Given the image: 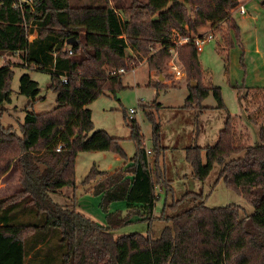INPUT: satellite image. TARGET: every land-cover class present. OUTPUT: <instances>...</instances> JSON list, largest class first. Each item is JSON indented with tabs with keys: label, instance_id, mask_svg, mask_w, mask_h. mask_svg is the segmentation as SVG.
<instances>
[{
	"label": "trees",
	"instance_id": "trees-1",
	"mask_svg": "<svg viewBox=\"0 0 264 264\" xmlns=\"http://www.w3.org/2000/svg\"><path fill=\"white\" fill-rule=\"evenodd\" d=\"M104 1L76 6L70 0H30L20 6L19 0H0V56L20 54L25 67L50 73V88L57 94V106L51 111L29 110L40 86L25 73L20 93L31 101L19 132L0 121V174L17 162L21 185L0 198V264H264V113L260 109L261 120L247 109L245 116L249 125L258 126L256 143L239 139L235 118L228 113L216 144L188 149L195 177L206 180L219 164L217 182L224 179L243 195L254 207L251 214L237 204L209 207L203 194L187 192L172 207L188 199L193 206L167 216L164 220L170 224L159 234L150 225L146 234L117 236L116 229L134 221L129 216L151 223L156 205L152 168L140 125L131 114L136 152L130 164L113 172L93 166L84 179L85 184L94 182L91 189L103 196L106 211L112 202L123 200L129 214L108 213L107 225H101L79 212L75 203L53 198L76 186L79 151L113 150L127 157L115 137L94 129L89 108L102 94L123 88L121 75L110 72L132 67L135 59L129 61L127 50L138 52L139 59L147 57L150 70L161 71L175 48L173 30L181 36H198L207 25L219 28L228 23L236 32L240 28L232 14L240 0ZM151 41L160 44L152 54ZM227 41L233 44L229 36ZM177 48L190 78L200 80L190 88L185 107L196 103L201 109V101L212 90L218 107L227 110L221 88L202 82L205 72L194 44ZM13 75L12 64L0 66V112L12 102ZM153 149L158 166L162 149L158 124Z\"/></svg>",
	"mask_w": 264,
	"mask_h": 264
},
{
	"label": "rangeland",
	"instance_id": "rangeland-1",
	"mask_svg": "<svg viewBox=\"0 0 264 264\" xmlns=\"http://www.w3.org/2000/svg\"><path fill=\"white\" fill-rule=\"evenodd\" d=\"M70 1L76 6L105 4L104 0ZM246 3L247 0L242 3L240 1L242 5ZM245 8V14L232 13L240 26L239 32L230 29L228 23H221L219 28L207 25L201 29L203 33L210 31L214 34V40L206 43L199 52L205 72L202 82L207 87L221 88L227 110L218 107L212 90L201 101V109L196 103L193 107H185L191 94L190 88H196L200 80L190 78L181 59L180 64L184 66L186 74L185 78L179 79L170 68L172 55L163 69L158 71L149 69L147 57L139 59L138 52L127 50V56H134H128L129 61H135H132L131 68L118 73L122 77L123 88L116 94H102L89 104L94 129H104L115 137L127 157L123 158L113 150L79 151L75 162L76 186L55 194V201L75 203L79 212L101 225H107L108 213L120 212L123 216L129 214L123 200L112 202L106 211L103 207V196L91 189L94 182L85 184L84 179L93 166L100 170L115 171L130 164L136 152V144L129 117L130 110L135 109L133 118L140 125L139 131L152 168L156 195L155 213L150 220L152 224L146 220H138V216L132 214L129 217L134 221L116 229L117 236L135 232L146 234L150 225L154 233L159 234L162 228L170 224L164 220L167 216H173L193 206L192 199H188L172 207L174 201L182 199L187 192L203 194L209 207L237 204L248 214L254 212L250 202L231 189L224 179L217 182L221 169L219 164H215L208 178L201 181L195 177L188 159L190 146L200 145L205 148L216 144L228 113L235 118L236 130L243 143L253 144L258 140V126L249 125L245 116L246 109L250 114L255 113V116L259 109L264 113V92L258 90L259 87H264V0H254ZM36 35L37 31L30 38L33 39ZM228 36L233 39L232 45L227 43ZM151 43L152 54L153 50L160 48V44L155 41ZM173 50V53L178 52L177 47ZM6 63L12 64L14 70L11 84L13 93L12 102L0 112V121L5 127L13 126L19 132L20 123L24 122L26 116V107L31 101L20 93L21 76L28 73L40 86V94L29 110L36 113L51 111L57 106V94L50 88L51 74L25 67L20 54L1 55L0 66ZM125 115H128L127 119ZM257 117L261 120L260 115ZM156 124L160 129L162 148L158 155V166L155 164L153 149ZM202 158L206 162L205 149L202 150ZM19 179L20 171H17V162H14L8 173L0 174V198L17 192L21 186ZM168 187H172V191H167Z\"/></svg>",
	"mask_w": 264,
	"mask_h": 264
},
{
	"label": "built area",
	"instance_id": "built-area-1",
	"mask_svg": "<svg viewBox=\"0 0 264 264\" xmlns=\"http://www.w3.org/2000/svg\"><path fill=\"white\" fill-rule=\"evenodd\" d=\"M23 3H30V0H24V1L19 0L18 5L22 6ZM233 12H239L241 14H245L247 11H246L245 5L239 4L234 9H232V13ZM29 39L31 40L30 37ZM213 40H214V34L210 31L202 35H198V36H191V35L181 36L176 30H173L172 44L175 46V48L188 44V43H193L197 51L200 52L204 49V46L206 43L212 42ZM175 48H172L171 50L172 53L174 51L173 49ZM68 51H69V54H73V50L71 48ZM170 68L173 74L176 76V78H179V79L185 78L186 71H185L184 66H181L180 64V58H179L178 52H174L172 54V59L170 61ZM125 71H126L125 68H121L119 70H116V69L112 70L110 73L114 75L117 73H123ZM64 81L66 82L67 80L64 79ZM130 113H131V117H133V114L136 113V110L131 109ZM149 164H150V161H149ZM154 213H155V210H154Z\"/></svg>",
	"mask_w": 264,
	"mask_h": 264
},
{
	"label": "crops",
	"instance_id": "crops-1",
	"mask_svg": "<svg viewBox=\"0 0 264 264\" xmlns=\"http://www.w3.org/2000/svg\"><path fill=\"white\" fill-rule=\"evenodd\" d=\"M111 1V3H113L112 2V0H110ZM241 1V3H242V1H244V0H240ZM254 2V0H247V3H246V5L248 6V5H250V3H253ZM246 5H245V7H246ZM129 57L130 56H132L131 54L130 55H128ZM264 87H259L258 88V90H262ZM17 171L19 172L20 170H19V168H18V164H17ZM111 172H113V171H111ZM20 180V179H19ZM65 191V190H64ZM84 214V213H83ZM87 216V215H86ZM89 218H91V217H89ZM92 220H95V219H93V218H91ZM96 221V220H95Z\"/></svg>",
	"mask_w": 264,
	"mask_h": 264
},
{
	"label": "water",
	"instance_id": "water-1",
	"mask_svg": "<svg viewBox=\"0 0 264 264\" xmlns=\"http://www.w3.org/2000/svg\"><path fill=\"white\" fill-rule=\"evenodd\" d=\"M72 40H74V39H72ZM72 40H71V41H72ZM194 85H195V84H194V82H193V86H194Z\"/></svg>",
	"mask_w": 264,
	"mask_h": 264
}]
</instances>
